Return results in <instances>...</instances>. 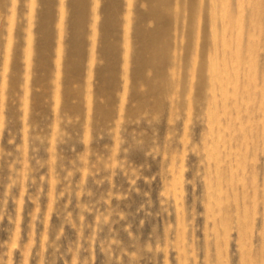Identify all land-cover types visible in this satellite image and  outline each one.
Listing matches in <instances>:
<instances>
[{
    "label": "rangeland",
    "instance_id": "rangeland-1",
    "mask_svg": "<svg viewBox=\"0 0 264 264\" xmlns=\"http://www.w3.org/2000/svg\"><path fill=\"white\" fill-rule=\"evenodd\" d=\"M78 1L0 0V264H264V0Z\"/></svg>",
    "mask_w": 264,
    "mask_h": 264
},
{
    "label": "bare ground",
    "instance_id": "bare-ground-1",
    "mask_svg": "<svg viewBox=\"0 0 264 264\" xmlns=\"http://www.w3.org/2000/svg\"><path fill=\"white\" fill-rule=\"evenodd\" d=\"M80 1V0H79ZM78 1V2H79ZM165 1V0H164ZM43 2V1H42ZM213 2H214V9H213V16L215 17V18H218V17H223V18H225L226 19V22H224V28H223V32H225L227 29L229 30V29H231L233 26H234V24L237 22L235 19L233 20V18H234V15L233 14H229V8H228V5H227V0H213ZM218 2H222V3H224V5L218 10L216 7H215V4H217ZM240 3H241V0H240ZM74 4V3H73ZM73 4L71 5L72 7H73ZM167 4H168V2H167ZM75 5V4H74ZM155 5V4H154ZM153 5V6H154ZM242 5V4H241ZM77 6V5H76ZM80 6H82V5H80ZM86 6V5H85ZM170 6V5H169ZM168 6V7H169ZM69 7V6H68ZM69 9H70V7H69ZM73 9H74V7H73ZM149 9V8H148ZM75 10V9H74ZM66 11H68L67 9H66ZM70 11H71V9H70ZM69 11V12H70ZM175 11V10H174ZM73 12V11H72ZM62 13H64V9L62 8ZM153 13H155L154 11H153ZM160 13V12H159ZM69 14V13H68ZM98 14H99V12H98ZM98 14L96 13L95 14V16H94V22H93V43H92V49H94L95 50V41L96 40H98V42H99V40H100V34H99V32H98V35H97V30H98V28H99V21H98ZM254 14V12L252 13V15ZM157 15H159L160 16V14H156V16ZM78 16H80L79 14H78ZM81 16H82V14H81ZM83 17H84V15H83ZM158 17V16H157ZM238 18H237V20L239 21V15L237 16ZM80 18V17H79ZM160 18V17H159ZM72 19V18H71ZM77 19V18H76ZM67 20V19H66ZM74 20V19H73ZM138 21V20H137ZM47 22V21H46ZM70 22H72V21H70ZM79 22H81V20L79 21ZM126 22H127V25H126V34H125V36H127V33H128V29H129V26H130V18H129V15H127V20H126ZM49 23V22H48ZM67 23V22H66ZM73 23V22H72ZM258 23V22H257ZM62 24V23H61ZM85 24V23H84ZM138 24V23H137ZM157 24V23H156ZM238 24H240V23H238ZM76 25V24H75ZM227 25H228V28H227ZM68 26V25H67ZM78 26V25H77ZM81 26H83V24L81 25ZM241 26V24L240 25H238L237 27H235V29L237 28V29H239V28H241L240 27ZM76 27V26H75ZM63 28V27H62ZM70 28V27H69ZM72 28V27H71ZM78 28H79V26H78ZM82 28V27H81ZM162 28V27H161ZM234 28V27H233ZM147 29V28H146ZM159 30V29H158ZM68 31V30H67ZM109 31V30H108ZM152 31V30H151ZM260 31V30H259ZM232 32V31H231ZM66 34V33H65ZM64 34V35H65ZM69 34V33H68ZM76 34V33H75ZM111 34H112V32H111ZM213 34H214V36H215V38H217V36H218V34H219V29L217 28V27H214L213 28ZM245 34V33H244ZM83 35V34H82ZM97 35V36H96ZM153 35H154V33H153ZM153 35H150V37H152ZM99 36V37H98ZM154 36H156V34L154 35ZM62 38V37H61ZM249 38V37H248ZM83 39V38H82ZM150 39V38H149ZM152 39H153V37L151 38V40H149V41H152ZM246 39V38H245ZM80 40H81V38H80ZM144 40L146 41L145 42V48H143L142 47V50H141V52H139L138 53V55H139V60H140V63H141V65H148V64H150V63H153V60L151 59V58H148V59H146V58H142V56H140V53L142 54V51H143V49L144 50H149V49H151L152 47L149 45L150 43H148L147 42V39H146V37L144 38ZM82 41V40H81ZM101 41V40H100ZM245 41V40H244ZM71 43V42H70ZM104 44V43H103ZM222 44H223V46L225 47V48H229L230 46H231V43H230V40L227 38V36L226 35H224V38H223V40H222ZM63 45H65V42L64 41H62L61 40V42H60V44H59V48H58V51H59V54H60V51L62 50V46ZM72 46V45H71ZM79 46V45H78ZM237 47L239 46L238 44L236 45ZM79 48H81V47H79ZM72 50V49H71ZM65 51V50H64ZM68 52V51H67ZM129 52H130V50H129ZM232 56H233V54H232ZM238 57L240 58V53L238 54ZM94 58V57H93ZM235 58V57H234ZM60 61V60H59ZM59 63V62H58ZM156 63V62H155ZM157 63H159V62H157ZM227 63H228V61H227V59L224 57V59H223V61H221V62H218V59L215 57V56H211V58H210V67H209V71H210V75H211V80L213 81V84L216 82V81H219V82H222L223 83V80H224V78L222 77V74L224 73V74H227ZM179 68V67H178ZM252 73V72H251ZM235 82V81H234ZM224 91V90H223ZM224 97V96H223Z\"/></svg>",
    "mask_w": 264,
    "mask_h": 264
}]
</instances>
